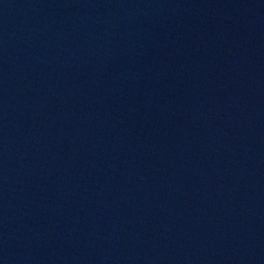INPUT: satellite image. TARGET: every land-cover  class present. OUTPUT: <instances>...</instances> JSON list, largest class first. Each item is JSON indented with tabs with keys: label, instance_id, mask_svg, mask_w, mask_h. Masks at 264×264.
I'll return each instance as SVG.
<instances>
[{
	"label": "water",
	"instance_id": "95a60500",
	"mask_svg": "<svg viewBox=\"0 0 264 264\" xmlns=\"http://www.w3.org/2000/svg\"><path fill=\"white\" fill-rule=\"evenodd\" d=\"M0 264H264V0H0Z\"/></svg>",
	"mask_w": 264,
	"mask_h": 264
}]
</instances>
